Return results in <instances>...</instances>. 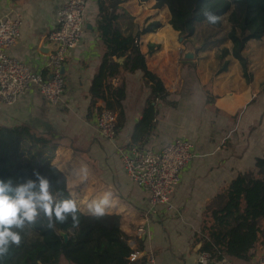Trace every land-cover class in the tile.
<instances>
[{"label":"crops","instance_id":"obj_1","mask_svg":"<svg viewBox=\"0 0 264 264\" xmlns=\"http://www.w3.org/2000/svg\"><path fill=\"white\" fill-rule=\"evenodd\" d=\"M66 1L0 0V18L19 17L22 23L19 40L9 54L46 75L54 45L48 34ZM155 4L156 0L121 3L139 28L151 21L161 22L155 31L140 37V48L148 68L163 80L168 99L177 102L176 107L159 105L156 127L143 145L159 149L175 138H187L195 145V155L172 195L173 208L164 207L152 216L142 251L155 257L147 264H200L194 235L200 230L207 205L238 173L254 169L256 158L264 153V53L261 62L255 60L264 48V37L246 45L247 78L232 55L230 40L224 43L226 48L219 46L218 39L205 41L201 48V41L193 35L190 50L169 23L168 8ZM97 14L98 0H87L83 37L64 62L66 86L61 102L48 103L33 86L15 104L0 111V125L25 124L37 134L54 139L57 147L52 163L66 174L72 197L83 212L87 213L90 201L111 191L113 204L107 214L120 218L121 229L136 250V230L148 206V194L127 176L118 146L130 144L150 90L142 85L141 70L118 74L113 84L124 81L126 85L124 125L115 141L99 133L96 119L104 102L96 103L99 111L91 109L90 96L104 53L96 29ZM226 62L227 67L222 69ZM82 166L88 168L87 180L77 175ZM261 257L264 243L255 248L250 260L224 258L233 264H255ZM216 261L220 264L222 259ZM60 264L72 263L62 258Z\"/></svg>","mask_w":264,"mask_h":264},{"label":"trees","instance_id":"obj_2","mask_svg":"<svg viewBox=\"0 0 264 264\" xmlns=\"http://www.w3.org/2000/svg\"><path fill=\"white\" fill-rule=\"evenodd\" d=\"M123 1L98 0L96 29L104 53L90 87L91 109L99 111L101 108L96 103L102 100L105 108L115 110L119 131L125 121L122 101L126 97V85L124 81L114 85L113 79L118 74L141 70L142 85L150 93L130 144L143 145L156 127L159 105L176 107L177 102L168 99L169 91L163 80L148 68L146 55L140 48V37L155 31L161 22L151 21L139 28L133 16L121 6ZM155 7L168 8L169 23L185 42L195 34L199 23H208L203 14L205 8L220 17L212 25H220L227 18L232 55L248 78L244 51L250 40L264 37V0H156ZM226 54L224 51L223 56ZM227 65L228 62L222 69ZM56 147L53 138L37 134L28 125H0V179H11L15 184L30 177L36 169L49 178L57 200L73 199L66 174L52 163ZM80 211L78 230L71 229L70 218L64 224L57 223L55 230L49 229L41 214L36 225L22 233L20 246L10 248L3 264H60L62 258L72 264H147L145 257L130 260L135 249L121 229L117 215L106 214L102 219H94ZM263 219L264 153L256 158L254 169L238 173L207 205L194 243L200 244L199 253L209 252L215 260L225 256L250 260L255 248L264 243ZM61 232L68 234L67 241ZM138 242L142 250L144 239Z\"/></svg>","mask_w":264,"mask_h":264},{"label":"built area","instance_id":"obj_3","mask_svg":"<svg viewBox=\"0 0 264 264\" xmlns=\"http://www.w3.org/2000/svg\"><path fill=\"white\" fill-rule=\"evenodd\" d=\"M87 0H67L59 9L57 24L49 32L48 38L54 42L46 66V75L33 70L21 59L9 54V49L17 43L21 35V19L5 16L0 18V111L8 109L33 86L50 104H59L65 91L64 62L71 49L81 41L85 30ZM118 114L103 107L96 119L99 133L109 140L117 138ZM118 152L127 176L148 194V206L137 227L136 238L147 236V226L153 215L162 208H173L172 195L182 181L185 168L192 162L195 145L187 138H175L161 148L154 149L141 144L119 145ZM145 257L153 263L152 253L144 254L136 249L130 255L134 261ZM218 264L209 252L199 253L201 264ZM220 264H233L230 259H222ZM255 264H264V257Z\"/></svg>","mask_w":264,"mask_h":264},{"label":"clouds","instance_id":"obj_4","mask_svg":"<svg viewBox=\"0 0 264 264\" xmlns=\"http://www.w3.org/2000/svg\"><path fill=\"white\" fill-rule=\"evenodd\" d=\"M203 14L210 24L219 22L220 17L205 8ZM81 180H87V166L77 170ZM113 204V193L104 192L98 199L87 204V214L94 219H102ZM43 214L47 228L55 230L56 224H64L71 219V229L80 227L81 211L77 200L69 198L57 200L51 191V182L39 170L33 169L30 177L13 183L11 179H0V264L9 255L10 248L22 243V233L33 228L37 218ZM70 232L72 235L75 232ZM201 264H204L201 258Z\"/></svg>","mask_w":264,"mask_h":264},{"label":"rangeland","instance_id":"obj_5","mask_svg":"<svg viewBox=\"0 0 264 264\" xmlns=\"http://www.w3.org/2000/svg\"><path fill=\"white\" fill-rule=\"evenodd\" d=\"M229 24L227 21V18H223L222 22L220 25H212V24H208V23H200L197 25L196 28V33L194 34L193 38H196L195 40H199L201 41V48H203L204 46V42H212L213 40H220L221 43H219L221 48H226L224 47V43L227 42L228 39V31H229ZM178 36H180V34H178ZM184 43H188L189 45L186 47H189L190 50L193 49V45L190 41V38L187 40V42ZM212 44V43H210ZM264 48L260 49V54L258 55V57L255 58V60H257L258 62H261V58L263 57V53H264Z\"/></svg>","mask_w":264,"mask_h":264},{"label":"water","instance_id":"obj_6","mask_svg":"<svg viewBox=\"0 0 264 264\" xmlns=\"http://www.w3.org/2000/svg\"><path fill=\"white\" fill-rule=\"evenodd\" d=\"M60 234L63 236V238L65 239V241L68 240V234L67 233L61 232ZM199 247H200V244H199Z\"/></svg>","mask_w":264,"mask_h":264}]
</instances>
